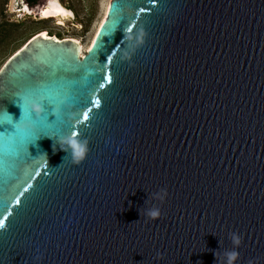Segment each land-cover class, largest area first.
Listing matches in <instances>:
<instances>
[{"label":"water","instance_id":"95a60500","mask_svg":"<svg viewBox=\"0 0 264 264\" xmlns=\"http://www.w3.org/2000/svg\"><path fill=\"white\" fill-rule=\"evenodd\" d=\"M0 219V264H224L233 232L264 264V0H110L83 56L32 35L0 68Z\"/></svg>","mask_w":264,"mask_h":264},{"label":"rangeland","instance_id":"374dc122","mask_svg":"<svg viewBox=\"0 0 264 264\" xmlns=\"http://www.w3.org/2000/svg\"><path fill=\"white\" fill-rule=\"evenodd\" d=\"M46 0L29 3L30 8ZM73 12L64 22L56 18H40L35 11H23L25 0H0V68L32 35L47 30L61 38H77L87 50L102 22L109 0H60ZM91 46V44H90Z\"/></svg>","mask_w":264,"mask_h":264},{"label":"clouds","instance_id":"9594fccd","mask_svg":"<svg viewBox=\"0 0 264 264\" xmlns=\"http://www.w3.org/2000/svg\"><path fill=\"white\" fill-rule=\"evenodd\" d=\"M21 99V103H26L29 114L38 115L41 111V101L31 100L25 102L23 98ZM56 142L60 146L59 148L63 150L66 155L70 156L71 162L73 164H79L86 157L88 152L87 141L84 139H77L71 133L63 136H59L56 138ZM166 189H159L157 192L153 193V199L163 201L166 197ZM145 215L150 219H155L161 215V210L159 207L153 206L151 208L146 209ZM231 243L233 247L231 249H226L223 252L224 264H234V261L237 259L238 252L237 249L240 244V236L239 234L233 232L229 234Z\"/></svg>","mask_w":264,"mask_h":264},{"label":"bare ground","instance_id":"6f19581e","mask_svg":"<svg viewBox=\"0 0 264 264\" xmlns=\"http://www.w3.org/2000/svg\"><path fill=\"white\" fill-rule=\"evenodd\" d=\"M110 0L108 1L105 9V13L102 19V22L105 20L108 7H109ZM23 11L26 13H32V11H35L37 15H39L40 18H56L60 22H64L65 19H68V17H73V12L66 8L60 0H46L43 5H39L37 8H30L27 4L23 5ZM101 22V24H102ZM100 24V25H101ZM48 32L47 30H43ZM42 32V31H40ZM49 33V32H48ZM94 38V37H93ZM79 41L81 45V56L85 54V52L90 48V44L93 43V40H91L89 46H87V50H84V46L82 44V41L75 38Z\"/></svg>","mask_w":264,"mask_h":264},{"label":"snow or ice","instance_id":"6c2138e0","mask_svg":"<svg viewBox=\"0 0 264 264\" xmlns=\"http://www.w3.org/2000/svg\"><path fill=\"white\" fill-rule=\"evenodd\" d=\"M150 3L153 5V6H155V4L157 3V0H150ZM140 12L141 13H144L145 12V9L144 8H141L140 9ZM103 80H106V81H108L109 83L111 82V79H110V76L109 75H105L104 77H103ZM105 85L103 84V83H101L100 85H99V87L100 88H103ZM89 103L91 104V105H93L94 107H99V104H100V101L98 100V99H89ZM81 116L83 117V120L85 121V122H87V121H89V119H90V110H85V111H83L82 113H81ZM78 119V122H79V119H80V117H78L77 118ZM34 123H38V121H33ZM73 136H77L78 135V133L76 132V131H73L72 133H71ZM6 226V221L4 220V219H0V228H4Z\"/></svg>","mask_w":264,"mask_h":264},{"label":"flooded vegetation","instance_id":"af4514ba","mask_svg":"<svg viewBox=\"0 0 264 264\" xmlns=\"http://www.w3.org/2000/svg\"><path fill=\"white\" fill-rule=\"evenodd\" d=\"M26 4L28 5L29 3H32L30 0H25ZM25 4V3H24ZM29 6V5H28ZM50 34V33H49ZM53 35V34H51Z\"/></svg>","mask_w":264,"mask_h":264},{"label":"trees","instance_id":"16d2710c","mask_svg":"<svg viewBox=\"0 0 264 264\" xmlns=\"http://www.w3.org/2000/svg\"><path fill=\"white\" fill-rule=\"evenodd\" d=\"M30 1H31L32 3H34V2H36L37 0H30ZM25 43H26V42H25ZM25 43H24V44H25Z\"/></svg>","mask_w":264,"mask_h":264}]
</instances>
